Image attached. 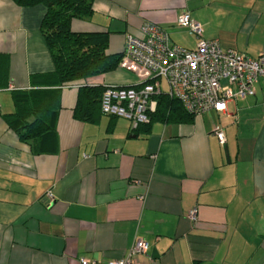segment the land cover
Instances as JSON below:
<instances>
[{
  "label": "crops",
  "instance_id": "1",
  "mask_svg": "<svg viewBox=\"0 0 264 264\" xmlns=\"http://www.w3.org/2000/svg\"><path fill=\"white\" fill-rule=\"evenodd\" d=\"M185 12L223 49L264 53V0H94L90 17L70 29L106 33L108 55H121L126 36L140 37L145 22L194 49L197 38L176 24ZM44 14L40 4L0 0V264H107L126 258L138 239L146 250L135 264H264L262 88L226 112L137 131L116 116L74 119L77 84L141 83L118 66L61 89L55 148L35 155L9 116L13 92L52 87L44 78L54 70L40 31ZM158 83L165 94L166 82Z\"/></svg>",
  "mask_w": 264,
  "mask_h": 264
},
{
  "label": "built area",
  "instance_id": "2",
  "mask_svg": "<svg viewBox=\"0 0 264 264\" xmlns=\"http://www.w3.org/2000/svg\"><path fill=\"white\" fill-rule=\"evenodd\" d=\"M177 26L187 29L197 38L194 49L172 44L168 34L158 26L143 23L140 37L128 34L119 66L136 74L139 88L104 90L101 112L107 116L124 118L135 130L148 124V113L155 111L154 96L161 95L158 80L167 84L169 98L178 100L185 111L201 116L208 111L223 113L231 101L252 97L256 86L264 91V53L257 58L230 49H223L217 40L202 38V28L193 22L189 13L178 16ZM213 134L221 145L225 138L221 127ZM195 209L189 213L194 220ZM146 244L136 240L127 257L107 264H135V257L144 253ZM79 264H96L81 258Z\"/></svg>",
  "mask_w": 264,
  "mask_h": 264
},
{
  "label": "trees",
  "instance_id": "3",
  "mask_svg": "<svg viewBox=\"0 0 264 264\" xmlns=\"http://www.w3.org/2000/svg\"><path fill=\"white\" fill-rule=\"evenodd\" d=\"M20 7L43 5L45 14L40 31L51 54L54 70L44 78L50 80L48 89H32L12 93L14 112L9 116V126L19 140L30 146L35 155L54 150L52 141L56 137V119L59 94L62 88L75 86L89 78L114 71L119 66L121 55L106 54L108 35L106 33H75L70 29L71 21L87 20L93 11L94 0H11ZM77 100L73 118L82 122H95L104 115L101 112V98L108 87L115 86L78 85ZM156 109L148 113V127L154 121L191 122L194 118L181 103L166 94L154 96ZM147 129V128H146Z\"/></svg>",
  "mask_w": 264,
  "mask_h": 264
}]
</instances>
